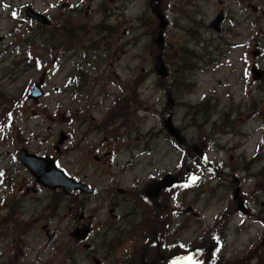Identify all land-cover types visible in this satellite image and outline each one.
I'll list each match as a JSON object with an SVG mask.
<instances>
[{"label":"rangeland","instance_id":"rangeland-1","mask_svg":"<svg viewBox=\"0 0 264 264\" xmlns=\"http://www.w3.org/2000/svg\"><path fill=\"white\" fill-rule=\"evenodd\" d=\"M101 1L0 0V264H142L147 245L150 264H206L221 238L218 264H264V0H161L165 82L155 68L156 1ZM28 7L51 25L36 28ZM221 11L217 32L209 25ZM36 82L38 100L29 96ZM169 92L185 145L164 126ZM120 99L133 115L129 135L115 117ZM102 119L103 136L87 131ZM23 148L77 180L87 172L95 191L74 200L39 184ZM188 171L161 192L154 222L149 184ZM138 212L147 215L140 223ZM78 226L91 232L81 241Z\"/></svg>","mask_w":264,"mask_h":264},{"label":"water","instance_id":"water-1","mask_svg":"<svg viewBox=\"0 0 264 264\" xmlns=\"http://www.w3.org/2000/svg\"><path fill=\"white\" fill-rule=\"evenodd\" d=\"M156 1V5L153 6V12L156 15V17L159 19V31H158V37L156 39V42L158 44V47L160 48L159 54L156 56L155 60V68L159 75L161 76L162 81L164 82V79L168 76V67L164 61L163 58V50H164V31L167 27L168 20L166 16L163 14L161 10V0H152ZM26 14L39 21L42 24L50 25L51 21L48 19V17L42 13H39L32 8L26 9ZM224 19L223 14H219L209 25V27L213 28L216 31H221L222 27V21ZM258 53V51H256ZM255 77L257 79L262 77L263 71L262 70H256L254 72ZM169 94V100H170V107L173 108V105L175 103V100L173 99L171 92ZM42 95H44V91L41 88V83L36 82L33 84L31 90H30V98L33 99H39ZM165 127L169 131V133L174 136L179 142L186 143L185 138L183 137L180 129L174 124L173 122V114L171 113L168 118L165 120ZM68 136L66 134H62L60 142L63 143L65 139ZM195 151L200 153V155L203 157L204 153L201 152L200 148L195 147ZM20 159L22 163L27 166V168L31 171V173L34 175L36 180L43 184L44 186L51 188L53 190H57L58 188H62L63 191L68 195H73L77 190L83 191L85 193L91 194L94 189L92 187H89L87 184L76 181L73 177L67 175L63 169H61L57 163L55 158H52L50 156H42L35 153L30 152L28 149L23 148L20 151ZM180 179H178L176 176H174L171 173H167L159 182L157 183H151L148 187V194L151 196L155 202L158 204V197L159 193L162 189L172 187L177 182H179ZM238 182V179H236ZM235 200L238 203V210L242 213H247L249 210L247 204L240 196V187L238 186L235 189ZM157 209L156 213V219L158 217V211ZM155 219V221H156ZM90 233V228L87 226L84 227H76L72 235L76 237L78 240L85 239ZM262 244L264 245V239L262 241ZM146 249L145 247L141 260L142 264H149L145 260L146 256ZM94 259L97 261L98 264H101L100 260L97 257H94Z\"/></svg>","mask_w":264,"mask_h":264},{"label":"trees","instance_id":"trees-1","mask_svg":"<svg viewBox=\"0 0 264 264\" xmlns=\"http://www.w3.org/2000/svg\"><path fill=\"white\" fill-rule=\"evenodd\" d=\"M35 24H37L38 26H36V28L39 29V26H42L44 28H47L45 26H43L41 23H37V21L35 22ZM43 29V28H41ZM121 99H120V102H119V105H116L117 107V114L115 115V117H117L116 119L117 120H121L123 119L124 121V125L131 131H133L132 127H131V124H133V115L129 113V109H130V105L129 104H121ZM147 218V216L144 215L143 219L145 220ZM152 234L150 235V238H151ZM220 240V239H219ZM219 240L217 241L215 247L213 249H211L208 253V256L206 258V264H218L220 261L218 259L217 256H219L218 254V248H219ZM202 259V257L199 258V261ZM201 262V261H200Z\"/></svg>","mask_w":264,"mask_h":264},{"label":"flooded vegetation","instance_id":"flooded-vegetation-1","mask_svg":"<svg viewBox=\"0 0 264 264\" xmlns=\"http://www.w3.org/2000/svg\"><path fill=\"white\" fill-rule=\"evenodd\" d=\"M101 3H102V5H103V0L101 1ZM80 119H82V122H83V124H88L90 121H93L95 118L94 117H92V119H91V117H89V118H87V117H80ZM87 120H89V121H87ZM81 122V123H82ZM100 122V121H99ZM103 119L101 120V123L100 124H98V125H96V122L94 121V123L89 127V129L87 130V131H91L93 128H99V136H103ZM105 129V131H107V128H104ZM102 146H103V143H102ZM95 149H97V148H95ZM99 151H100V149H98ZM96 157H97V155H96ZM101 157V156H100ZM100 159V158H99ZM102 159V158H101ZM100 159V160H101ZM83 168H86V167H83ZM101 171H103V168L101 169ZM83 179L82 180H79V181H83V182H85L84 181V179H86V178H88V173L87 172H83ZM75 178V177H74ZM85 183H87V182H85ZM83 194H85V193H83V192H81V191H76L75 192V194L73 195V197H74V200L75 199H77L78 197H81V199H84V196H83ZM85 195H87V194H85ZM76 202V201H75ZM117 206H121V203L120 202H117ZM144 214L143 213H141V212H138V214H137V218H140L141 216H143ZM81 217H82V219H84V214L82 213L81 214ZM84 224H86V223H83L82 225H84ZM81 226V225H80Z\"/></svg>","mask_w":264,"mask_h":264},{"label":"snow or ice","instance_id":"snow-or-ice-1","mask_svg":"<svg viewBox=\"0 0 264 264\" xmlns=\"http://www.w3.org/2000/svg\"><path fill=\"white\" fill-rule=\"evenodd\" d=\"M14 15H15V13H14ZM195 179V178H194Z\"/></svg>","mask_w":264,"mask_h":264}]
</instances>
